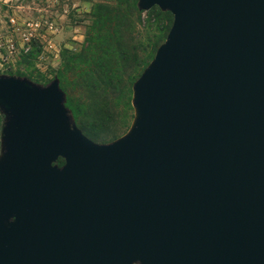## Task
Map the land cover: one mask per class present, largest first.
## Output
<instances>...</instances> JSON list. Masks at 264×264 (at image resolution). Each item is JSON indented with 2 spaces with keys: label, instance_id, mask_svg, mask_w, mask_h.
I'll list each match as a JSON object with an SVG mask.
<instances>
[{
  "label": "water",
  "instance_id": "obj_1",
  "mask_svg": "<svg viewBox=\"0 0 264 264\" xmlns=\"http://www.w3.org/2000/svg\"><path fill=\"white\" fill-rule=\"evenodd\" d=\"M153 5L171 22L108 141L56 76L0 72V264H264V0Z\"/></svg>",
  "mask_w": 264,
  "mask_h": 264
},
{
  "label": "trees",
  "instance_id": "obj_2",
  "mask_svg": "<svg viewBox=\"0 0 264 264\" xmlns=\"http://www.w3.org/2000/svg\"><path fill=\"white\" fill-rule=\"evenodd\" d=\"M135 1L115 0L113 3L94 4L81 47L66 55L61 68L53 74L65 93V105L70 109L76 125L92 139L99 134L86 133L77 123V108L71 104L73 86L85 88L92 102H100L101 112L98 114L109 117L115 105L113 96L128 103L131 82L151 58L171 22L168 10H161L156 5L139 10ZM141 12L146 14L145 23L140 22ZM141 30L145 39L140 40L137 35ZM28 67L29 63L23 70L17 68L5 72L30 76L32 72ZM38 77L42 83L46 82L43 76ZM56 161L60 164L62 158Z\"/></svg>",
  "mask_w": 264,
  "mask_h": 264
},
{
  "label": "rangeland",
  "instance_id": "obj_3",
  "mask_svg": "<svg viewBox=\"0 0 264 264\" xmlns=\"http://www.w3.org/2000/svg\"><path fill=\"white\" fill-rule=\"evenodd\" d=\"M114 1L0 0V38L3 40L5 34L11 33L14 43L10 50L5 44L0 46V72L6 73L5 71H14L17 68L23 70L29 63L28 70L32 74L26 77L42 83L38 76H43L47 82L53 77L54 72L61 68L66 55L76 52L81 47L86 36V27L91 21L94 4ZM145 17L146 14L141 12V23H145ZM35 21L38 25L34 28L27 24ZM48 23L51 24L50 28L47 26ZM24 35L27 37L24 38ZM137 38L143 39L144 31L141 30ZM73 87L71 104L77 108L79 119L77 123L86 130V133L99 134L93 140L108 141L126 130L133 111L130 99L125 103L123 99L118 100L113 96L115 105L112 115L107 117L103 113L98 114L101 112L100 102H92L85 88L77 85ZM1 122L0 113V127Z\"/></svg>",
  "mask_w": 264,
  "mask_h": 264
},
{
  "label": "built area",
  "instance_id": "obj_4",
  "mask_svg": "<svg viewBox=\"0 0 264 264\" xmlns=\"http://www.w3.org/2000/svg\"><path fill=\"white\" fill-rule=\"evenodd\" d=\"M12 20H13V19L11 18V21H12ZM27 24L33 26V27L30 26L31 28H34V26H37V25H38V22L35 21V22L27 23ZM47 26H48V28H50V27H51V24L48 23ZM25 37H27V36L24 35V38H25ZM1 39H2V38H0V46H2V44H5L8 50H10V49H12V48L14 47V43L12 42V38H11V33H9V34H5V35L3 36V40H1Z\"/></svg>",
  "mask_w": 264,
  "mask_h": 264
}]
</instances>
